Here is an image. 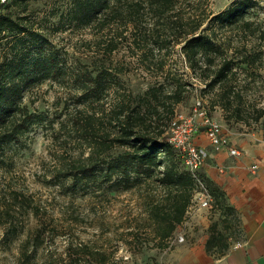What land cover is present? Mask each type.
Segmentation results:
<instances>
[{
    "label": "rangeland",
    "instance_id": "1",
    "mask_svg": "<svg viewBox=\"0 0 264 264\" xmlns=\"http://www.w3.org/2000/svg\"><path fill=\"white\" fill-rule=\"evenodd\" d=\"M234 1L239 0H177V6L179 12L196 19L203 13L212 16ZM251 4L246 18L254 25L252 31L221 27L207 20L203 24L216 41L231 45L225 50L230 56L240 57L239 50L262 55L246 68L237 69L233 77L234 89L242 96L237 104L243 109L242 120L224 119L223 108L215 102L218 87L209 89L198 71L191 70L181 44L167 51H152L153 37L140 30L136 44L124 40L112 62L108 58L105 62L108 67L114 63L127 69L115 86L116 96L110 93L102 98L105 107L130 91H144L156 80L165 79L170 86L181 78L186 90L185 98L176 105L178 112L189 113L199 99L230 136L264 135V117L256 119L258 109L264 107V0H251ZM29 9L23 14L43 34L45 48L58 56L66 73L37 82L24 97L31 109L49 116L55 129L49 124H34L18 143L7 146L0 161V264H101L102 257L106 264H162L177 245L201 243L215 230L223 233V241L229 244L241 240L238 216L225 204L213 201L208 207H193L171 237L161 239L156 236L149 208L151 202L165 198L166 190L153 179L142 177L126 188L123 182L100 185L93 179L76 181L61 176L63 162L70 166L79 153L87 154L71 126L64 128L58 123L67 119L66 107L74 109L76 105L73 73L102 51L97 45L100 34L73 22L67 0H31ZM147 17L145 21H151ZM14 38L8 36L0 44V61L13 54ZM39 41L28 40L26 46L38 51ZM24 46L16 48L23 52ZM161 60L166 63L164 72L157 67ZM160 121V127L166 129V119ZM214 222L217 227L213 230ZM222 243L212 247L209 254L219 256ZM87 251L94 256H87Z\"/></svg>",
    "mask_w": 264,
    "mask_h": 264
},
{
    "label": "trees",
    "instance_id": "2",
    "mask_svg": "<svg viewBox=\"0 0 264 264\" xmlns=\"http://www.w3.org/2000/svg\"><path fill=\"white\" fill-rule=\"evenodd\" d=\"M30 2H0V44L8 36L16 37L13 54L0 61V161L4 159L7 146L18 143L34 124H49L55 129L49 116L31 109L24 102V97L26 90L37 82L63 77L66 73L60 59H56L58 56L45 48L43 34L23 14L30 10ZM251 5V0L234 1L212 16L203 13L195 19L178 11L177 0H67L73 22L100 34L97 45L102 46V51L96 52L87 65L73 73L76 105L74 109L66 107L67 119L60 120L58 124L64 128L71 126L77 138L84 143L87 154L79 153L70 166L63 162L61 176L75 178L76 181L93 179L100 185L123 182L126 188L142 177L153 179L166 190L165 198L151 202L149 208L155 220L156 236L161 239L171 237L184 221L196 191L195 180L183 165L180 151L168 141L169 129L179 113L176 105L185 98L186 87L181 78L170 86L166 85L165 79H159L144 91H130L105 107L102 98L110 93L116 96L115 86L120 82V74L127 70L114 63L108 67L105 62L107 58L112 62L114 53L124 40L136 44V32L139 30L145 36L153 37L152 51H167L181 44V51L191 70L198 71L209 89L218 87L219 95L215 102L223 108L224 119L227 122L232 118L242 120L243 109L237 105L242 96L234 89L233 77L237 69L246 68L262 55L239 50L240 57L230 56L225 50L231 45L216 41L203 24L207 20L221 27L252 31L254 25L246 18ZM148 15L149 22L145 21ZM32 39L40 40L41 49L35 51L26 46L27 41ZM19 44L25 45L26 50L21 52L17 49ZM135 52L133 54L141 55ZM165 64L164 60L158 63L160 72H164ZM262 117L264 107L258 109L256 119ZM161 119H166V129L160 127ZM74 184L77 183L74 181ZM211 185L213 190L208 186L213 201L225 204L228 211L237 216L235 207L227 202L225 191L216 184ZM215 226L216 222L211 229L214 230ZM215 231L206 240V249L210 251L223 242L220 252L223 254L229 243L223 241V233ZM86 254L94 256L92 251ZM106 263L105 257H102L101 264Z\"/></svg>",
    "mask_w": 264,
    "mask_h": 264
},
{
    "label": "crops",
    "instance_id": "3",
    "mask_svg": "<svg viewBox=\"0 0 264 264\" xmlns=\"http://www.w3.org/2000/svg\"><path fill=\"white\" fill-rule=\"evenodd\" d=\"M230 138L231 146L239 150L237 155L215 149L204 131L195 141L207 153L202 177L221 187L227 202L235 207L241 240L229 244L217 257L209 254L206 241L183 243L162 264H264V135L234 133Z\"/></svg>",
    "mask_w": 264,
    "mask_h": 264
},
{
    "label": "built area",
    "instance_id": "4",
    "mask_svg": "<svg viewBox=\"0 0 264 264\" xmlns=\"http://www.w3.org/2000/svg\"><path fill=\"white\" fill-rule=\"evenodd\" d=\"M7 0H0L5 2ZM204 131L208 140L217 150L228 149L230 154L237 155L239 150L231 146L230 134L225 130L220 120L214 118L197 100L189 113L179 112L174 118L168 132V141L182 155L185 167L192 173L195 180V196L189 212L193 207H208L213 202L211 190L200 174V169L206 161L207 153L195 141V136Z\"/></svg>",
    "mask_w": 264,
    "mask_h": 264
}]
</instances>
